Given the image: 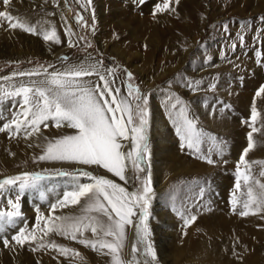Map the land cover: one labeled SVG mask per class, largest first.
Instances as JSON below:
<instances>
[{"label": "rangeland", "instance_id": "rangeland-1", "mask_svg": "<svg viewBox=\"0 0 264 264\" xmlns=\"http://www.w3.org/2000/svg\"><path fill=\"white\" fill-rule=\"evenodd\" d=\"M56 1L58 4H63L64 8L68 10L67 18L73 31V41L70 46L59 56H55L53 53H42L40 50L34 52L26 45L20 44H18L17 49H14L16 51H13V53L0 54V85H3L1 83H5L10 77H48L64 67L98 65L101 68L108 69L122 82L126 89V100L130 103L132 109L134 125L139 124V116L136 111L137 104L143 106V100H137L136 97L147 98L149 154L139 164V168L144 169V171H139L133 165L131 158H129V161L132 173L125 180H120L106 172L99 173L94 168L64 166L56 169L51 168L50 165L43 166V164L32 163L28 164V167L24 170H19L11 175L0 176V179L27 171L43 173L45 175L43 181L59 177L65 179L76 178L82 181V184H86V182L93 181L90 177L80 176L79 173L87 171L94 176H104L113 180L125 187L128 192H140L143 190L144 180L150 175L152 193L147 224L149 222H159L158 228H162L163 223L167 225V229L163 227L166 230L163 234L164 240L161 239L160 241L161 244L165 243L163 249L166 251L167 260H164L165 258L161 259L160 253L156 252L158 255H156L155 260L150 256L149 258L145 257L147 258L146 261L148 263L154 261L155 264H165V261H170L173 264H220V260L208 255L206 246H199V250L193 249L194 239L197 236L194 229L195 222L185 226V219H182L179 213L183 205L191 200L190 194L196 192L198 188L191 181H176L186 173L168 170L171 166L184 167L182 160L186 159L187 156L184 157L178 151V148H180V144L187 142L182 138L174 140L169 137L162 151V154H164L162 161L164 162L159 165L160 152L151 150L154 147V140L150 136L151 118L158 108L167 114L168 109L170 110L171 106L174 108L173 105L175 104L176 106L173 109L175 110L178 104L177 100L179 103L190 101L188 104L193 109L196 105L208 102L207 100L213 101L215 96L210 93L211 90L216 86H219L218 90L222 89L220 86H224L225 83L234 93L238 95L247 94L248 97H252V102L257 100L256 92H248L249 89L245 84L247 79L244 78L243 69L237 61L240 60V62L248 63V65L254 60L264 63V0H182V2H176L175 6H173L175 0H168L172 6L170 5V9L167 10V17L161 22L156 21V24H147L143 19L144 17H154L157 12L149 8L144 11L127 10L126 0H91L90 3L89 0H86V2L83 1L85 3L84 7L78 2L79 0ZM160 1L153 0V3L157 5ZM13 2H17L18 6H22L20 5L22 3L28 6L19 8L18 11L34 8L37 10L47 9L56 15L58 14L56 13L55 4L51 2L46 3L44 1L42 4L45 5H41L37 0H13ZM173 8L174 10H172ZM194 10H198L199 13H195ZM132 16H135L137 20H131ZM78 17H82V19L78 20ZM224 67H228L231 76L229 75L227 78L221 76V82H217L210 71H224ZM128 72L132 73L131 78L128 77ZM20 73L34 74L29 76L19 75ZM84 78H89V76ZM260 84H263V82ZM129 85L132 86L131 90ZM136 89H139V91L137 92ZM231 90L230 92H232ZM203 93L208 95L201 96ZM165 104L170 107L165 106ZM190 111L193 118L197 115L198 118L200 117L199 113L193 110ZM244 117L233 115V123L234 126L241 125V130L248 133L252 130V127L247 128V126H244ZM167 118L166 120L169 121L168 114ZM62 127L64 131H70L71 134L61 132V128L58 127L57 139L76 133V130L71 127ZM196 127H202V124L198 123ZM262 131L264 132V129ZM245 136L243 132L234 134L233 147L235 149H241L240 147L243 146L242 140L245 139ZM207 138L208 135H205L202 139L206 140ZM236 141L239 143H236ZM232 158L239 161L238 155L233 154ZM147 159L150 163L147 162ZM240 167L242 168V166ZM4 171L3 168L0 169V175ZM55 172H66L70 175L57 176L53 174ZM233 172L235 173L230 181L237 182V165L234 166ZM158 179L163 183L164 188H160V184L157 185ZM174 181L176 182L173 184ZM207 183L209 182L205 183V180H201L200 186H207ZM15 187L9 186L0 189V195L12 193L11 191ZM43 189H35L36 192L34 193L38 194L41 191L45 194L42 198L40 192L38 198L35 199L38 204L36 202L34 204L38 206L39 212L40 210L51 209L52 204L48 197L52 196L51 193ZM186 191L187 193H185ZM63 192V189H56L55 195L59 197ZM179 192L184 196L183 201L178 200L179 196L177 194ZM208 197L214 198L211 194ZM200 200L199 198L195 200L196 205L199 207L203 205ZM22 201L19 200L20 213L22 214L19 217H14L15 222H32L36 216V219H38L37 210H33L34 208H32V211L24 210ZM180 203L183 205H180ZM155 207H158L159 212H163L166 222L164 219L161 221L160 217L158 218L155 215ZM8 208L2 206L0 209L2 212H10V208L9 210ZM233 215L236 218L239 214L234 211ZM250 215L253 216L254 214L250 213ZM255 215L256 218H251V222L255 220L257 225L254 229L260 228L263 230V233L258 236L259 240L255 234L251 236L252 238L250 237L251 242L254 241L253 244L256 243L259 248H254L255 254H258V252H264V219L261 218L263 216L261 212L259 214L255 213ZM176 221L178 223H175ZM187 241H190V244L186 243ZM139 243V251L144 256L146 244L141 245L143 244L142 241ZM69 244L71 250H74V253L76 252L74 254L75 260H71L70 264H91L90 262L86 263V261L82 263L77 259H83V253H85L78 244L75 242H69ZM73 244L77 246V249ZM209 248L212 250V245ZM220 251L222 252V250ZM253 252L254 250L250 249L246 251L248 255L250 254L249 256H252ZM77 253L79 255H76Z\"/></svg>", "mask_w": 264, "mask_h": 264}, {"label": "bare ground", "instance_id": "bare-ground-1", "mask_svg": "<svg viewBox=\"0 0 264 264\" xmlns=\"http://www.w3.org/2000/svg\"><path fill=\"white\" fill-rule=\"evenodd\" d=\"M44 1L46 3L51 2L55 4V8H57L56 13L59 15H56L54 12L47 9L37 10L34 8H25L26 11L23 9L18 11L19 8L28 6H25L23 3H19L22 6H18L17 2H13V0H10V5H5L3 0H0V11H6L14 18L12 21L0 18V54L5 55L13 53V51H16L14 49H17L18 44H20L26 45L34 52L40 50L42 53H53L55 56H59L66 50L68 46H70L71 42L73 41V31L67 18L68 10L64 8L63 4H58L56 0ZM83 1L86 2V0H79L78 2L84 7L85 3ZM179 1L182 2V0ZM27 2L29 3V1ZM37 2H40L41 5H45L42 4V0H37ZM164 2L165 0H161L157 5L162 6ZM125 3L127 10L144 11L148 10L149 8L152 11L157 12L154 17H144L143 20H145L147 24H154L156 21L161 22L167 17L166 13L168 9L159 12L156 11L157 5L153 3V0H146L144 4H138L136 0H126ZM176 4L177 3L175 0L173 6ZM170 5L171 4H169V9L172 6ZM194 12L199 13L198 10H194ZM128 20L130 21V19ZM131 20H137V18L132 16ZM11 23H22L28 27H35L37 31L29 32L20 27L12 28L10 26ZM53 28L55 29L59 38L58 43L54 40L47 41L43 38V32L51 31ZM244 38H246V36H244ZM237 63L239 66H241V69H243L242 73L245 74L244 78L247 79V83L245 84L249 89L248 92H257L261 85H264V63H260L257 60H254V62H251L249 65L248 63L244 64L240 62V60H238ZM94 67L99 75H104L109 81H114V83L111 84L113 89H120V92L116 94L118 101L120 99L126 100V89L124 88L122 82L117 79V77L114 76L108 69L101 68L98 65ZM66 69L67 68L64 67L56 72L62 73ZM229 71L230 70L228 67H224V71H210V74L214 77V80L221 82V76H225V78L229 77ZM49 77L50 76H32L29 78L10 77L5 83H1L3 85H0V128H4L5 125H11L10 128H4V130L0 131V169L3 168L5 170L0 176L2 177L4 175L17 173V171H22L24 168H27L28 164L39 163L43 164V166L50 165L51 168L56 169H58V167L64 166L70 168H94L99 173L106 172L113 177H117L114 173L108 172L107 169H104L101 166L83 165L78 162L71 161L39 160L38 157L44 153L47 143L58 138V127L55 126L54 121H48L47 127H44L43 124L40 125L39 132L34 133L31 136L26 135V132L23 128H21V130L17 133L15 126L12 125V120L14 117L20 120L23 119L22 116L18 115L22 111L21 106H19L22 104V98H3V93L14 91L16 87H19L22 84L31 86L33 82L39 83L40 81H43ZM82 79L90 85L103 83L102 81H99V76L96 74L90 75L89 78L83 77ZM261 82H263V84H260ZM225 84H223L224 86H220L222 89L218 90L217 88L219 86H216L211 90L210 93L215 96L213 101L207 100L208 102L204 104L196 105L195 109H193L192 106L188 104L190 101L188 103H178L175 110H173L174 108L171 106V109H168L169 112H167L169 115V121L166 120L168 119L167 114L164 113L162 109L158 108L151 118L150 136L152 140H154V147L150 148L155 152H160L159 165H162L164 162L162 161V157L164 155L162 154V151L168 138L170 137L174 140L181 138L178 128L183 130L185 115L189 120L193 121L195 125V131L200 134L199 151H196L195 148H189L187 143L184 144L183 142L180 144L178 151L181 152L184 157L185 155L187 156L186 159L184 158L182 160L184 167L177 168L175 166H171L168 168L169 171H182L186 173L179 180L176 179V181H191L198 186L196 189L197 191L190 194L191 200L188 203H185L184 205L180 203V205H183V207L179 212L182 219H186L190 216L197 217V219L194 221V229L197 232V236L194 239V243L192 242L194 245L193 249L199 250V246H206L208 248V255L214 259L216 258L220 260V264H263L264 252L261 251V253L258 252V254H255V249L258 248V246L256 243L253 244L254 241L251 242L250 237L254 234L258 237L259 234L263 233V230L260 228L254 229L257 227V225L255 220L251 222V218H256L255 213L259 214L261 212L263 214L261 218L264 219V208L257 210L255 207H252L247 209L249 212L247 216H242L240 213L245 211L243 205L247 200V185L244 184L243 179L241 178V188L236 189V182H231L230 179L235 173L233 172L234 166L238 165L239 162L233 160V154L238 155L240 160L243 150L248 146L249 132L246 133V131H242L240 127L241 125L234 126L232 118L233 115H242L243 117L245 116V127L247 126L248 128L254 126L258 129V131L253 133L254 147L247 153L245 159L251 166V177H253L255 180H259L261 183H264V176L261 175V172L264 171V132L262 131L264 129V94L257 97V100L252 102V97H248L247 94L238 95L234 93L231 88L227 87V84ZM229 89L232 92H230ZM208 94L203 93L201 96ZM253 105L256 107L258 113L254 125L251 121V109ZM165 106L168 105L165 104ZM182 109L183 113L181 111ZM190 110L199 113L200 117L198 118V115L195 113L197 118H193L190 114ZM126 117L127 114H125V119ZM198 123L202 124V127H196L198 126ZM59 128H61V132H67L71 134L70 131H64L62 126ZM240 132H243V134L246 136L245 139L242 140L243 148L240 147L241 149L237 150L233 147V141H235L233 140V137L234 134H239ZM205 135H208L206 140L202 139ZM236 143L239 142L236 141ZM129 150H132L131 140H124L122 142L121 151L127 153ZM203 157L211 158L214 163L208 164L206 159ZM148 159L147 162H149ZM125 163V177L128 178L132 173V168L129 159L126 160ZM241 166V171H246L245 167L243 168L244 165ZM159 180L160 179L157 180V185L160 184V188H164L163 183ZM201 180H205V183L209 182L210 184L207 183V186L201 187ZM176 181H174L173 184ZM81 182L82 181L76 178H50L49 180H42V182H40V184L35 188H26L21 191L19 187L16 186L11 191L12 193L0 195V203H2L0 208L2 206L6 208L9 207L10 211H12V203L23 200L22 208H24L26 211H32V208H34L33 210H37L39 216V219H36V216L32 222L29 221L28 223H25V221H20L18 223L15 222L14 224H10L11 226L6 225L5 227L0 228V264H70L71 260H75L74 254L76 252L74 253V250H71L69 242H75L84 250L83 252L85 253H83V259L77 258L82 263L86 261V263L90 262L91 264H114L112 256L108 254V249L97 250L90 246L79 243L80 239L98 240L100 238L111 242L113 238L104 237L102 231L98 230V234H93L90 228L85 229L82 233H77V239L75 240L71 239L70 236L61 235L56 232H50L47 235H44L41 232V229L45 227L46 222L49 225L52 223V217L79 218L81 216H88L95 217L96 221L101 223H107V217L101 212H97L95 210L91 212H85V207L91 202L87 197H82L80 203L77 205H72L69 203L66 207H58L54 212L52 209H47L46 211L40 210L39 212L38 206L34 204L36 202L35 199L38 198L37 196L41 192L40 191L38 194H34L36 192L35 189L41 190L45 188L43 190L48 191L52 195L48 196L52 204H56L59 200L63 199V196L66 192L73 191L77 185L82 184ZM87 183L92 182H86V184ZM254 187L256 186L254 185ZM56 189L64 190L63 194L60 193L61 195H59L61 198L57 197L58 195H55ZM256 191H259L258 187H256ZM185 193H187V191ZM209 194L214 196V198L208 197ZM177 196H179L178 200L183 201L184 196L181 194V192H179ZM234 196L237 201L235 206L232 203ZM197 198L201 199L200 202L203 204L201 205L202 207L196 205L195 200H197ZM134 211H136L137 215L132 217V219L133 225H136L139 223V209H134ZM234 211L239 214L236 218H234L235 215H233ZM0 212H2L1 209ZM154 212L158 218L160 217L161 221L164 219L166 222L163 212H159L158 207H155ZM250 213H253L254 215L251 216ZM84 222L92 223L93 221L86 220ZM175 223L178 222L176 221ZM175 223L173 222V224ZM133 225H126V238L123 241V246L118 252L120 258L125 262L131 261L132 264H155L154 261L151 263L146 261V259L150 257L146 251L144 256L139 251V242L142 241L143 244L141 245L151 243L155 253L159 252L161 259L165 258L164 260H167L166 251L163 249V244L165 243H160L161 239L164 240L163 234L166 232L163 227L166 228L167 225L163 223L162 228H158L159 222H149L147 225L150 234L146 240L142 238V234L137 233L136 227ZM173 228L174 227H172V229ZM21 229L25 230L26 235L35 234L37 236V240H29L23 246L17 245L15 241L11 239V237L13 235H17ZM173 230L175 231V229ZM3 239L9 240L10 244L8 247L4 246ZM41 243H43L45 246L39 247V244ZM186 243L190 244V241H187ZM49 244H55L59 247L67 248L70 251L67 254H64L59 251V247H49ZM133 245H135L137 249L136 252H133L132 250ZM211 245L212 250L209 248ZM74 247L77 249V246ZM247 247H249L248 249L250 250H254L252 256H249L250 254L248 255V252L246 253L248 250ZM220 250H222L223 254ZM80 254L82 253L80 252ZM165 264L173 263L170 261H165Z\"/></svg>", "mask_w": 264, "mask_h": 264}, {"label": "snow or ice", "instance_id": "snow-or-ice-1", "mask_svg": "<svg viewBox=\"0 0 264 264\" xmlns=\"http://www.w3.org/2000/svg\"><path fill=\"white\" fill-rule=\"evenodd\" d=\"M91 0H89V3ZM138 4H144L146 0H136ZM179 3V0H176ZM5 5H10V0H3ZM169 9V2L165 0L164 4L157 5L156 11H164ZM174 10V9H172ZM0 18L12 21L14 18L6 11H0ZM78 20L82 17H78ZM12 28H24L29 32H36L35 27H28L22 23H11ZM43 38L47 41L59 42V38L55 29L44 31ZM34 73H20L19 75H33ZM38 74V73H36ZM96 74L99 81L90 85L82 78ZM131 78L132 73H127ZM104 75H99L94 66H72L64 72H54L39 83L33 82L31 86L20 85L14 91L4 92L3 98L21 97L22 111L18 114L23 119L12 120L17 133L23 128L26 135L31 136L39 132L40 125L47 127L48 121H54L56 127L68 126L76 130L74 135H66L54 141L47 143L46 149L42 155L38 157L41 161H71L78 162L83 165H96L107 169L108 172L114 173L120 180H125V161L132 159L133 165L139 170L140 162L144 161L149 154V144L147 135V98L136 97L137 100H143V106L137 104L136 111L139 116V124H133L132 109L130 103L125 99L118 101L117 93L119 88L113 89L111 84ZM131 85L129 89L131 90ZM138 92L139 89H136ZM264 94V85L257 90L256 96ZM110 97V99H109ZM177 103L179 101L177 100ZM255 104V102H254ZM175 104L173 107L175 108ZM183 113V109L181 110ZM125 114L127 117L125 119ZM257 109L253 105L251 109V121L253 125L257 119ZM11 125H5L4 128H10ZM0 128V131L4 130ZM182 140L187 142L189 148H195L199 151L200 134L195 131V125L192 120L184 116V128H178ZM258 131L256 127H252V131L248 133V146L243 150V154L237 165V182L236 189L241 188V178L247 185V200L244 202V209L240 214L247 216V209L255 207L257 210L264 208V183L255 180L250 175V165L245 159L247 153L253 149V133ZM131 140L132 150L127 153L122 152V142ZM208 164H213L211 158L203 157ZM241 165H244L246 171H241ZM54 175H70L66 172H55ZM80 176L90 177L92 183L79 184L70 192H66L63 199L56 204L51 205L54 212L58 207L63 208L69 203L77 205L82 197L90 199V203L85 207V212L93 210L101 212L107 217V223L96 221L95 217L81 216L79 218L69 217H52V223H45V227L41 229L44 235L50 232H56L61 235L70 236L71 239H77V233L89 229L93 234H98V230L103 232L104 237H112L111 242L100 238L98 240L80 239L79 243L90 246L97 250L108 249V254L113 258L114 264H132L131 261L125 262L118 254L119 249L123 246L126 238V225H133L132 217L137 213L134 209H139V223L133 225L136 227L137 233L142 234L143 239L149 236V229L146 221L149 218V204L151 200V176L149 175L143 182V190L140 192H128L125 187L115 183L111 179L104 176H94L87 171H81ZM264 176V171L261 172ZM45 178L41 172H23L15 176H7L0 179V189L9 186H17L21 191L26 188H35ZM251 181V183H250ZM19 182V183H18ZM259 191H256V187ZM41 192V197H44ZM233 205L237 203L235 196L232 201ZM12 211L0 212V228L6 225L14 224V217H19V202L12 203ZM39 219V218H38ZM197 219L196 216H190L185 219V226L192 224ZM91 220L92 223L84 221ZM17 245L23 246L29 240L36 241L35 234L26 235L25 230L21 229L17 235L11 237ZM3 244L8 247L10 242L3 239ZM43 243L39 247H44ZM49 247H59L55 244H49ZM133 252L137 249L133 245ZM61 253L67 254L70 250L59 247ZM145 251L156 259V253L151 243L146 244ZM76 255H79L78 253Z\"/></svg>", "mask_w": 264, "mask_h": 264}]
</instances>
